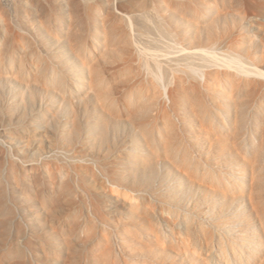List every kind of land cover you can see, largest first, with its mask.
Returning <instances> with one entry per match:
<instances>
[{
	"label": "rangeland",
	"instance_id": "1",
	"mask_svg": "<svg viewBox=\"0 0 264 264\" xmlns=\"http://www.w3.org/2000/svg\"><path fill=\"white\" fill-rule=\"evenodd\" d=\"M238 67L264 82V0H0V264H264Z\"/></svg>",
	"mask_w": 264,
	"mask_h": 264
},
{
	"label": "bare ground",
	"instance_id": "2",
	"mask_svg": "<svg viewBox=\"0 0 264 264\" xmlns=\"http://www.w3.org/2000/svg\"><path fill=\"white\" fill-rule=\"evenodd\" d=\"M111 26H113V25H111ZM110 27V26H109ZM108 28V27H107ZM111 29H113V28H111ZM117 29V28H116ZM109 30V29H108ZM107 29H106V31H108ZM118 30V29H117ZM117 30H116V32H117ZM114 32V31H113ZM113 32H111V33H113ZM108 33H110V32H108ZM118 34H119V32H118ZM118 34L116 35V36H118ZM107 35V34H106ZM108 36V35H107ZM119 36H120V34H119ZM110 37V36H109ZM114 37H115V34H114ZM114 37H112V38H114ZM116 38V37H115ZM121 38V37H120ZM112 40V39H111ZM117 40V39H116ZM120 40H122V39H120ZM118 41V40H117ZM116 42V41H115ZM122 42V41H121ZM121 44V43H120ZM126 44V43H125ZM126 46H128L127 44H126ZM123 47V46H122ZM127 49V48H126ZM128 50V49H127ZM240 67V66H239ZM234 68V69H236L237 71H235V72H229V71H227V72H229V73H226L227 75L225 76V77H227V81H230V85H232V88H231V90H233V91H237L236 92V94L238 93V91L240 90L241 91V89L243 90V89H245V91L247 92V96L249 95V98L251 97V98H256L257 99V101L259 102V104L261 105H259L260 107H262V106H264V82H262V83H259V84H257V82H255V80H253V79H250L248 76H250L251 77V75H250V73L251 72H253V70H254V74L255 75H257L260 71H258V70H256V68L255 67H253V69L251 68V72L249 71V70H246L247 69V67H244V68H246V69H241V68ZM210 68V70H212L213 68H211V67H209ZM255 68V69H254ZM240 69V71H238ZM249 69V68H248ZM214 70H215V68H214ZM245 72V74L243 73V71ZM256 71H257V73H256ZM220 72V71H219ZM247 72V73H246ZM221 74H223V73H221ZM249 74V75H248ZM253 74V73H252ZM205 75V77H204V81H202L201 79H200V81H202V82H209V84H211V81H213V80H215V81H217L218 80V78H219V76H221V75H219V73H218V71L216 72H212V71H208V72H206V74H204ZM254 75V76H255ZM224 76V75H223ZM203 78V77H202ZM252 78V77H251ZM209 79V80H208ZM217 79V80H216ZM226 79V78H225ZM257 81V80H256ZM180 82H182V81H180ZM183 83V82H182ZM229 83V82H228ZM183 84H185V83H183ZM183 84H181V87H182V85ZM213 84V83H212ZM184 87V86H183ZM187 87V86H186ZM197 87V86H196ZM178 88V87H177ZM177 88H176V90H177ZM190 88H192V85L189 87V89ZM172 89V88H171ZM170 90V89H169ZM172 90H175V89H172ZM172 90H170L169 92H170V94H171V97H170V99L172 100V101H174L173 103H175V104H179L180 105V103L181 102H183L184 100H186V99H191V101L193 102V106H194V108L196 107V109H198L199 111L198 112H200L201 114H202V116L200 115V119L202 120L204 117H207L208 116V118H204L203 120H205V122H206V119H208L209 120V115H211L210 114V111L205 107V104L203 103V95L202 94H199V92H197L198 94H193V95H189L191 92H187V91H191V90H188V87H187V91H186V89L185 88H183V89H181V90H178L177 92H173ZM195 90H196V88H195ZM231 90H230V92H231ZM168 91V90H167ZM232 91V92H233ZM244 91V90H243ZM244 91V93H246ZM193 92V91H192ZM212 93V92H211ZM232 94V93H231ZM234 94H235V92H234ZM239 94V93H238ZM240 94H242V91L240 92ZM169 95V94H168ZM211 96V95H210ZM234 97V96H233ZM239 97V96H238ZM244 97V96H243ZM235 98V97H234ZM247 98V97H246ZM238 100H241V99H238ZM184 104V103H183ZM245 104V103H244ZM237 105V104H236ZM182 106V105H181ZM235 106V105H234ZM242 106H244V105H242ZM236 107H238V106H236ZM203 117V118H202ZM203 123H204V121H202ZM263 128L264 127H262V130H263ZM262 132V131H261ZM261 134V133H260ZM261 136H262V134H261ZM264 138V137H263ZM261 141H263V140H261ZM264 142V141H263ZM263 145H264V143H263ZM262 144H261V146H263ZM260 146V145H259ZM257 147V146H256ZM260 149H263L262 147H260ZM257 150H259V149H257ZM256 151V150H255ZM263 151H264V149H263ZM262 150H259V151H257V154H260V156H261V154L262 153H264ZM259 152V153H258ZM255 154H256V152H255ZM186 156V155H185ZM259 157V156H258ZM263 157V156H262ZM258 162H259V160H258ZM257 166H258V164H257ZM261 167V166H260ZM256 169V168H255ZM264 170V168H258L257 170ZM254 171V170H253ZM254 173H256L255 171H254ZM257 175H255L256 177L257 176H259L260 178H264V173H256ZM261 174H263L262 176H261ZM259 177H257L256 179L257 180H259L260 178ZM262 178V179H263ZM260 181V180H259ZM258 182V181H257ZM258 184V183H257ZM260 187H261V185H260Z\"/></svg>",
	"mask_w": 264,
	"mask_h": 264
}]
</instances>
